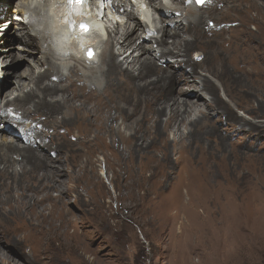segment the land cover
Returning <instances> with one entry per match:
<instances>
[{"label":"bare ground","instance_id":"bare-ground-1","mask_svg":"<svg viewBox=\"0 0 264 264\" xmlns=\"http://www.w3.org/2000/svg\"><path fill=\"white\" fill-rule=\"evenodd\" d=\"M84 2L0 0V61L32 64L0 107V264L83 255L64 176L100 213L108 184L161 193V176L176 174L235 197L262 188L264 145L245 151L264 136V0Z\"/></svg>","mask_w":264,"mask_h":264},{"label":"rangeland","instance_id":"rangeland-1","mask_svg":"<svg viewBox=\"0 0 264 264\" xmlns=\"http://www.w3.org/2000/svg\"><path fill=\"white\" fill-rule=\"evenodd\" d=\"M185 1L190 6L191 0ZM158 5H161L160 2ZM206 20L203 22L204 28L212 30L211 24L207 25ZM211 20L214 22L215 18ZM215 22L238 25L234 19ZM8 26L10 28L9 24ZM249 27L251 31L255 30L254 25L250 24ZM231 35L228 33L226 37ZM105 38L108 40V35ZM15 46H18V43ZM179 60L181 59L176 57L171 59L173 62ZM165 61L163 59V62ZM4 62H7V65ZM31 65L28 61L18 64L13 63L12 59L0 61V72L3 75L10 73L9 76H2L0 85L13 81L0 96V107H3L8 99L14 98L8 97L7 93L15 86L14 75L20 74ZM229 104L237 115L250 118L243 108L230 102ZM259 120L264 123V119ZM2 123L6 122L2 121L0 126ZM246 141L250 148L245 152L257 153L258 147L264 145V136L256 141ZM106 145H109V141ZM101 154L109 156L110 152L104 149ZM101 154L95 157L97 161L98 158H103ZM99 169L98 167V171ZM174 171L177 173L179 169L175 168ZM62 179L71 193L68 204L71 218L69 235L78 237L79 253L83 254L78 258V255L71 251V247H68L63 258L69 264H264L263 177L260 190L245 192L238 197L219 190L202 189L200 179H178L176 174L161 176L158 182L161 183V193L155 190L145 193L141 190L137 195H131L118 188L113 191L109 184L104 183L109 193L103 197L100 204L104 206L101 213L97 209L96 213V202L92 201L93 196L87 191L81 192L82 197L79 200L75 180L69 176ZM104 179L107 183L111 182L112 175L109 173V178ZM54 195L57 194L54 192ZM117 201L121 205H118ZM103 216L106 218L105 222L102 220ZM60 246L61 239L52 242V248L58 249Z\"/></svg>","mask_w":264,"mask_h":264},{"label":"snow or ice","instance_id":"snow-or-ice-1","mask_svg":"<svg viewBox=\"0 0 264 264\" xmlns=\"http://www.w3.org/2000/svg\"><path fill=\"white\" fill-rule=\"evenodd\" d=\"M68 2L70 4H82V3H84V0H68ZM109 2H111V0H109ZM195 2L197 4L203 5L206 2V0H195ZM81 28L84 29L85 31L87 30V26L86 25H81ZM88 55L89 56L92 55V52L90 50L88 52Z\"/></svg>","mask_w":264,"mask_h":264}]
</instances>
